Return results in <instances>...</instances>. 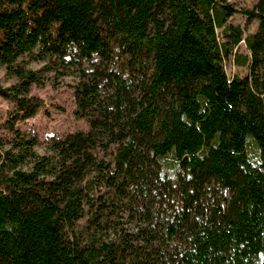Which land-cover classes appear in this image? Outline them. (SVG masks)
Segmentation results:
<instances>
[{
	"label": "trees",
	"instance_id": "obj_1",
	"mask_svg": "<svg viewBox=\"0 0 264 264\" xmlns=\"http://www.w3.org/2000/svg\"><path fill=\"white\" fill-rule=\"evenodd\" d=\"M0 66L11 128L53 69L88 122L0 137V264H264V0H0Z\"/></svg>",
	"mask_w": 264,
	"mask_h": 264
},
{
	"label": "rangeland",
	"instance_id": "obj_2",
	"mask_svg": "<svg viewBox=\"0 0 264 264\" xmlns=\"http://www.w3.org/2000/svg\"><path fill=\"white\" fill-rule=\"evenodd\" d=\"M237 8H252L257 0H227ZM239 22L243 25L245 33L253 31L257 26V20L246 24L245 18L239 13L235 14L231 20ZM240 50L244 49L243 43L239 46ZM43 61L33 60L27 63V67L37 70L42 67ZM224 69L228 75L238 73L245 75L247 70L245 67H237L231 63L229 59L223 62ZM45 81L40 86H32L30 96L38 97L41 102V108L32 117L20 120L14 123L13 128L10 127V119L12 116V106L7 100L0 97V137L5 140V148L14 144L15 139L34 141L32 149L40 155H51L49 145L52 140L60 139L66 134L81 130L86 131L88 122L81 117H77L74 113V84L78 78L73 70H69L66 74H61L58 70L44 72ZM16 82V78L6 73L4 66H0V84L9 86ZM16 150V149H15ZM29 163L24 164L23 168H27ZM127 218L123 214V219Z\"/></svg>",
	"mask_w": 264,
	"mask_h": 264
}]
</instances>
